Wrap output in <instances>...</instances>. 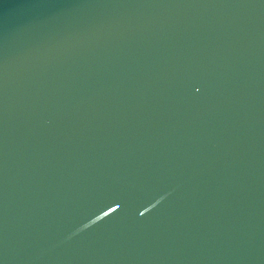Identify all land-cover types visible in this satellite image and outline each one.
<instances>
[{
  "label": "water",
  "instance_id": "water-1",
  "mask_svg": "<svg viewBox=\"0 0 264 264\" xmlns=\"http://www.w3.org/2000/svg\"><path fill=\"white\" fill-rule=\"evenodd\" d=\"M0 264H264V0H0Z\"/></svg>",
  "mask_w": 264,
  "mask_h": 264
}]
</instances>
